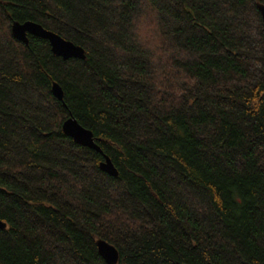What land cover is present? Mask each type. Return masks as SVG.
Listing matches in <instances>:
<instances>
[{
	"label": "trees",
	"instance_id": "16d2710c",
	"mask_svg": "<svg viewBox=\"0 0 264 264\" xmlns=\"http://www.w3.org/2000/svg\"><path fill=\"white\" fill-rule=\"evenodd\" d=\"M259 3L0 0V264H108L98 239L118 264H264ZM27 20L86 58L18 40Z\"/></svg>",
	"mask_w": 264,
	"mask_h": 264
},
{
	"label": "water",
	"instance_id": "95a60500",
	"mask_svg": "<svg viewBox=\"0 0 264 264\" xmlns=\"http://www.w3.org/2000/svg\"><path fill=\"white\" fill-rule=\"evenodd\" d=\"M258 7L261 11L264 23V4L259 3ZM12 33L15 38L23 41L26 44L29 43V34L49 40L52 52L55 55L63 57L64 59H68L71 57L81 59L86 58L84 47L64 38L59 33L53 30L45 28L41 23H38L36 21H14L12 23ZM52 93L59 100H63V89L58 82H55L53 84ZM62 128L65 134L72 137L78 144L102 152L100 145L94 137L93 131L79 123V121L75 117L70 116L69 118H67L64 121ZM100 166L103 171L107 172L110 175L117 176L119 174V170L108 155H105V159L101 162ZM6 225V222L0 220V228H5ZM97 245L99 253L108 264L119 263V251L113 244L104 239H98Z\"/></svg>",
	"mask_w": 264,
	"mask_h": 264
}]
</instances>
